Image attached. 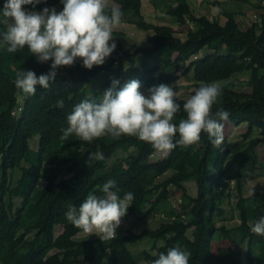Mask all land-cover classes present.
Masks as SVG:
<instances>
[{
    "label": "trees",
    "instance_id": "obj_1",
    "mask_svg": "<svg viewBox=\"0 0 264 264\" xmlns=\"http://www.w3.org/2000/svg\"><path fill=\"white\" fill-rule=\"evenodd\" d=\"M113 3L120 6L122 21L146 33L150 47L130 44L125 48L121 43L125 34L113 31L109 43L114 42L116 48L103 65L87 70L81 62L60 68L48 89L37 85L35 95L25 97L15 87L17 71L30 70L39 77L50 70L52 62L37 63L27 47L9 53L2 39L6 28L0 24V264H141L127 248L131 242L141 240H151V251L155 252L143 253L144 264H152L159 254H166L177 244L191 253L189 264H215L222 257H230L223 264H264V236L251 232L254 222L264 215V187L253 196L243 194L244 172L257 164L255 150L264 145V0L254 6L258 16L244 30L233 19V13L224 14L225 21L220 24L216 19L194 14L186 1L180 8L169 5L165 14L176 27L194 26L185 33L184 41L163 38L157 26L146 22L141 15V0ZM221 4L212 2L216 7ZM45 7L58 12L63 8L60 0H42L35 9L25 6L28 11ZM110 10L108 6L105 11L110 14ZM202 50L206 54L199 57ZM112 70L113 78L104 82L103 88L87 93L100 74ZM245 73L248 79L244 84L249 92L236 91L231 81ZM189 74L193 82L189 97L202 84L229 82L226 87L220 86L222 95L212 107L213 116L218 109L229 112L228 120L220 123L246 125L235 155L237 163L229 174L225 165L231 150L226 138L217 148L206 133H201L197 143L178 145L167 156L149 163L154 149L136 137L103 136L85 142L72 135L62 141L60 129L67 127L66 117L59 113L50 116L57 110L58 100L73 102L82 96L99 102L113 80L119 81L118 88L138 80L140 89L148 90L188 78ZM175 102L181 108L173 120L178 126L179 120L186 118V101L175 97ZM254 132L257 134L252 138ZM34 137H38L36 150L29 147ZM97 150L104 159L89 160V154ZM112 157L115 160L109 163ZM171 169L172 174L166 176ZM110 179L116 181L113 190L118 189L121 198L128 192L134 194L131 205L137 206L135 210L148 206L136 219L138 222L156 214L169 188L179 190L180 201L170 213L172 220L139 234L76 241L82 230L67 221V211L78 208L90 193L101 195L100 189ZM187 182L194 183L195 196L189 195ZM234 196L231 214L239 223L227 227L225 221L230 218L225 216L224 205ZM216 233L222 236L223 250L227 244L231 250L236 248V241L240 243L243 253L245 249L244 258L233 257L236 252L213 253Z\"/></svg>",
    "mask_w": 264,
    "mask_h": 264
},
{
    "label": "clouds",
    "instance_id": "obj_2",
    "mask_svg": "<svg viewBox=\"0 0 264 264\" xmlns=\"http://www.w3.org/2000/svg\"><path fill=\"white\" fill-rule=\"evenodd\" d=\"M42 0H5L0 12L7 21L3 42L8 45L9 53L27 47L37 63L51 61L50 70L39 77L33 71H17L15 87L24 94L35 95L36 86L48 89L55 81L57 71L71 67L79 59L82 67L91 70L103 65L116 44L113 31L122 23L119 5H113L110 14L106 13L108 0H60L63 8L45 7L41 11H28L25 6L35 9ZM213 13L221 10L213 7ZM255 17V16H254ZM113 80L99 102L84 100L74 106L67 115V127L60 129V139L66 141L75 135L80 140L91 142L94 139L110 136L136 137L145 142L158 154L167 156L178 145L189 146L200 140L206 133L210 142L219 148L224 142V124L229 112L218 109L212 115V107L222 95L218 83L202 84L194 89L183 104L186 118L173 123L181 108L175 102L176 93L171 86L160 84L148 89L145 96L140 91V82L130 80L122 87ZM63 100L56 102L57 108H63ZM178 137V139H177ZM103 160L104 155L97 150L89 154V160ZM116 181L108 180L100 189L101 195L88 194L78 208L70 207L66 219L84 234L96 235L100 240L116 238V229L126 215L134 199L128 192L121 198ZM253 196V190L249 193ZM251 232L264 236V215L253 224ZM191 253L177 244L159 254L152 264H189Z\"/></svg>",
    "mask_w": 264,
    "mask_h": 264
},
{
    "label": "rangeland",
    "instance_id": "obj_3",
    "mask_svg": "<svg viewBox=\"0 0 264 264\" xmlns=\"http://www.w3.org/2000/svg\"><path fill=\"white\" fill-rule=\"evenodd\" d=\"M142 1V8H141V15L143 16L144 20L154 26H157L159 31L162 33L163 38H178L181 41L185 40V33L189 30H194V26L191 24H186L182 27H176L175 24L171 21L169 17L166 16L165 11L166 8L169 5H174L176 8H180L183 5V1H186L194 14L205 16L209 20L216 19L219 21L220 24H223L225 21L224 14L233 13V19L238 23V26L241 30H244L248 26H250L255 17L258 16L255 5L258 4V1L260 0H217L223 4H221L218 8L221 10L218 14L213 13L212 9L213 6L212 2L213 0H141ZM3 2L0 0V12L3 10ZM114 5L113 0H108V6L112 7ZM41 9L35 10L36 12L41 11ZM58 11V9H56ZM0 24L3 25L5 28L7 27V21L6 18H4L2 15H0ZM114 31L123 32L126 36L125 40L121 39V43L124 45V47H128L130 44H136L139 48H149L150 45L147 42L145 36L146 33L143 31H140L136 29L131 24H128V22H125L124 20L120 24L118 28H116ZM1 45V41H0ZM206 54L205 50H202L199 57ZM79 59H77L74 63H81ZM153 63L151 62V65ZM7 66V65H6ZM11 70V68H9ZM114 71L111 72H105L100 74L91 84V86L88 87L87 93H96L98 90L103 88L104 82H108L113 78ZM247 75V76H246ZM188 78H181L177 82L165 84L168 86H171L173 90L176 93L177 98H181L183 100H187L189 98L190 92L193 90L191 82V74L187 76ZM190 78V79H189ZM248 79V74H242L241 76H236L231 81L232 86L236 91H242V92H249V89L245 86V82ZM218 84L221 87L228 86L229 82H218ZM232 88V87H229ZM109 88H105V91ZM233 89V88H232ZM104 91V92H105ZM141 93L145 96L148 95L147 89H140ZM25 97V94L22 95ZM22 97H18V100H21ZM74 99L70 100L73 101ZM81 101H84V98L82 96H79L76 100L73 102H67L63 101L64 105L63 108H57L56 111H54L50 116H53L55 113H59L62 117H67V115L71 114V112L74 109V106L79 104ZM21 102V101H20ZM98 102V101H95ZM246 130V125L242 124L239 127H233L230 124H225L223 129V135L228 140L229 148L231 150L230 158L228 162L225 165V169L227 174L230 172V168H232L236 163L237 159L235 158V155L239 152L240 146L242 143L241 135ZM256 132L252 134V138L256 137ZM37 143H38V137H34L29 141V147L32 150L37 149ZM256 156H257V164L252 167L248 166L246 168V171L244 172V190L243 194L244 196H248L250 191L253 190L255 192L256 190H259L264 187V145H260L256 148ZM164 155L158 154L154 151L153 155L148 159L149 163H155L158 159L163 157ZM115 160V157H112L109 159V163H113ZM173 170L171 169L166 176L171 175ZM166 178L165 176L162 178ZM63 178H61L62 180ZM160 179L159 181H162ZM185 187L188 190L189 195L195 196L196 189L193 182H187L185 183ZM95 194V193H94ZM180 194L181 192L179 190H176L175 188H169L166 193L164 194V199L161 201L160 208L157 210L156 214L154 213L152 216H149L145 218L143 221L138 222L136 219L138 217H142L144 211L148 208V206H144L143 208H137L136 205H130V207L127 209L126 215L122 218L120 226L116 229V235L117 234H127L128 232H133L136 234L141 233L143 230L147 229H156L161 222H168L172 220L171 211L173 210L174 206L179 203L180 201ZM98 195V194H96ZM236 200V196L232 197L228 202L225 203V208L227 210V214L225 215L227 219L226 225L227 227H234L235 223H239L238 218L236 220V217L234 214H231V207L234 204V201ZM159 211V212H158ZM232 217V218H231ZM191 236V232L188 233ZM238 235V233H237ZM98 238L96 235H90L84 234L83 232L79 233L74 239L76 241L78 240H92ZM235 238H232L234 240ZM237 243V241H236ZM236 248L232 247L231 250L228 249L229 245L227 244V249L223 250V246L225 245L222 242V236L221 234L216 233L214 236V242L212 245L213 253H233L236 252L233 257H238L243 255L242 258L245 256V249L244 253L242 250V245L236 244ZM153 242L151 240H141L136 242H131L127 245L128 250L135 255L138 259V262L141 264L143 263V260L141 259L143 253L145 251L149 252L150 254H154L155 252L151 251V246ZM158 246L161 245V243H157ZM75 251H80V248H76ZM224 256V255H223ZM230 257H222L221 259H216L215 264H223L224 261L228 260Z\"/></svg>",
    "mask_w": 264,
    "mask_h": 264
}]
</instances>
